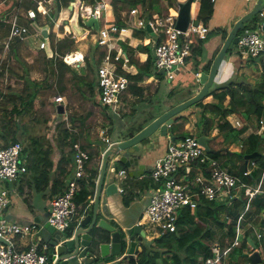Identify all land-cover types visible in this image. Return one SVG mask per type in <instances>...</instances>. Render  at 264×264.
<instances>
[{
    "label": "built area",
    "instance_id": "1",
    "mask_svg": "<svg viewBox=\"0 0 264 264\" xmlns=\"http://www.w3.org/2000/svg\"><path fill=\"white\" fill-rule=\"evenodd\" d=\"M2 1L6 3L14 0ZM34 1L35 6L28 7L24 4V0H15L12 8L2 16L8 27L4 40L6 47L14 42H24L29 39L39 40V42H33L37 49L49 47L46 39H39V36L42 35V29L33 28L30 25L37 19L38 15L49 13V4L46 3L48 0ZM197 1L192 2L194 8L193 10L192 7L190 9L191 16L186 30L176 27L178 17V10L176 9L174 12H167L165 15L154 13L147 20L140 17L136 19V26L146 27L149 24L157 36L163 35L155 46L154 64L155 68L162 70L169 80H173L177 72L186 66V59L192 55V47L196 41L205 39L207 36L209 30L207 24L201 21L193 22L196 20L195 7ZM256 1L254 0V4ZM105 6L104 1H97L96 4L91 5L90 13L88 12L89 16H95L99 20V28L92 34V37H95L94 43L107 48V53L96 71L97 91L99 100L105 105H110L112 112L119 113L117 107L118 104L120 105L122 94L128 87L129 79L123 74H118L117 69L120 63L121 69L126 71L129 57L124 54L121 48L116 51L113 57L110 54V51L116 47L112 43H118L121 39L120 34L125 28L118 30L114 23L101 19L100 11L105 9ZM136 12V9L131 10V13ZM258 16L259 18L252 28L238 33L235 46L241 56H264V7L258 12ZM57 35L59 36V33ZM53 54L60 56L65 63L73 66H77L79 61L83 60V56L81 60L70 59L69 56L72 52L60 55L54 51ZM194 73L196 80L199 81L200 71H194ZM63 100L62 95L54 97L55 102L60 103ZM232 123L236 128L242 126V121L237 118ZM257 133L262 136L264 146V115L259 119ZM104 134L105 132L102 131L103 142L110 145L112 141ZM22 149L23 145L19 139L10 141L8 144L1 143V180L13 183L25 174L27 166L26 159L21 157ZM72 150L73 176L67 181L61 192L50 198L46 217V222L60 232L71 228L78 218L75 194L79 186L78 180L84 175L85 166L89 159L88 151L82 148L79 143H74ZM252 164L256 165L255 161H252ZM251 172L252 168L247 166L243 170V176H249ZM149 174L152 185L148 187L147 204L138 222L144 228L148 238L174 231L177 227L179 213L187 207H196L200 196L219 202L228 199L229 204H231L232 199L243 191L247 199L245 207L236 219L234 236L232 239L226 240L224 246L219 241H214L209 245L208 254L199 257V264H230L228 260L230 251L234 247L241 246L246 237L243 228L245 213L250 208L251 200L260 192L262 181L259 180L256 185H252L230 172L217 158L208 154V151L193 132L174 141L170 140L165 153L155 160ZM115 175L124 177L126 169H118ZM119 189L122 191L123 187ZM10 201L9 190L0 189V264H46L49 254L43 250L46 245H42L43 243L38 237L39 230L43 229L44 224L40 225L35 222L21 224L6 220L4 210ZM224 217V219L229 218L227 214H224ZM29 233H35L38 236L30 241L25 248H17L12 238L18 234ZM258 236L260 237L261 234ZM242 264L256 263L249 259Z\"/></svg>",
    "mask_w": 264,
    "mask_h": 264
},
{
    "label": "trees",
    "instance_id": "2",
    "mask_svg": "<svg viewBox=\"0 0 264 264\" xmlns=\"http://www.w3.org/2000/svg\"><path fill=\"white\" fill-rule=\"evenodd\" d=\"M56 11L52 12L53 17L59 21V13L62 8L67 7L71 1L74 0H53ZM86 4H96L99 0H83ZM166 2V7L162 6V0H106L112 7V14L105 15L104 11H101L102 20L108 21L109 23H114L118 30L122 28H126L128 23L132 22L131 14L129 13L131 9H137L138 16L145 20L151 18L154 13H158L161 15H165L167 13V9L169 7H173L175 4V0H164ZM0 5L3 8H10L11 6ZM172 12L175 11L174 7L171 9ZM125 13V14H123ZM213 14V2L211 0H198L196 3L195 10V19L197 22L201 21L204 24L208 22ZM128 21V22H127ZM82 24V20L80 21ZM53 24V22H51ZM133 25V24H132ZM63 30V27H61ZM55 31H51L48 35L51 41V46L57 50L60 55H64L67 52L71 51V46L74 44V37L71 35H65L62 39L58 40L54 43L53 38ZM152 32V31H151ZM132 35L139 39L151 38V33L146 27H136L134 25ZM227 33H224V38ZM163 35L157 36L154 39V44L152 45V39L146 44H138L135 48L140 52L147 53V59L144 62H139L133 59V55L130 53L128 57H130V62L134 63L137 67L136 73H129L121 69L120 63L118 64L117 72L118 74H123L129 79L128 90L132 93L140 95L142 89L137 84L138 82H142L145 78L155 75L158 71L155 68L154 58H155V46L160 41ZM203 40H198V42L193 45L192 53L194 55L201 54L203 52ZM123 45L122 49L125 51H132L133 47L121 42ZM14 46H18L14 44ZM14 46L11 48L13 49ZM79 50H85V46H83V42L79 44ZM103 47V48H102ZM1 50V48H0ZM107 53V48L105 46L99 45L98 43L90 44L89 51L86 55H84L85 66H81L82 72L79 73L76 68L70 66L65 63L60 56H56L53 59H47L46 61L53 62L55 64L54 72L57 74L58 83H56L55 87L57 89V93L59 95H64L66 100H63V105H65L67 98L69 96H73L76 101L82 102L85 98L94 99V93L96 86V71L98 66L100 65L103 57ZM116 53L115 49L110 51L111 56L113 57ZM127 54V53H126ZM24 64L16 65L26 68V76L23 79V86L21 90L17 91L18 93H8L3 94L0 92V97H5L7 102H13V106L10 108V120L7 121L10 123L6 128V123L0 126V137L4 140V144H7L9 141L8 135H10V139L12 141L17 140L16 132L11 131L14 127L17 128L18 122L14 121L13 114H25L31 112L34 104V100L38 94L39 86L35 78L30 76L29 67L33 64L29 58L26 57L24 60ZM211 61H209L203 68V70H209L211 65ZM195 70L198 67L199 61L195 60L194 62ZM34 67V66H33ZM5 68V63L0 66V77L3 76V71ZM29 69V70H28ZM67 74H70L67 77ZM21 77H23V71L21 72ZM70 79L72 80L71 82ZM67 90L65 92V89ZM69 95H68V94ZM208 94H212L217 103H203L199 101L195 103L197 106L202 108V113L200 114L199 121L197 123L196 131L193 133L195 136H199L201 134H205L209 137L208 144L212 147V138L214 140L222 141V139L227 140L229 138L234 137L239 132L243 131V128L236 129L232 125V122L229 121L227 115L230 113H235L237 116L242 118L243 120H248L251 117L259 118L264 113V71L261 72V76L255 83H247L244 80L232 78L223 85L218 88L211 89ZM228 99L227 105H224V102ZM82 100V101H81ZM15 102H18L15 103ZM95 102H97L95 100ZM58 104V103H57ZM194 104V105H195ZM67 110L66 106L63 108V111ZM211 110L215 112L214 115L218 116L221 119L218 123L219 134L215 137H210L209 130L211 126L212 116H207L206 111ZM56 114H58L61 118L57 121L55 127H53L56 131V146L61 148H69V151L66 155H61L59 159V167H61V163L65 161V163H69L71 158V150L70 148L76 142H79L80 136L82 132L78 129H73L70 131L67 128L65 115L56 108ZM120 119L121 118L118 112H113ZM83 113H77V111L70 112L68 114V123L74 122V120L81 119L84 121ZM154 115H150L148 118L144 119L139 123L136 130L129 128V131H138L140 130L147 121H150L154 118ZM206 117L207 121L204 120ZM215 117V116H214ZM187 117L184 113H179L177 120L169 126V131L176 137V139L182 138L185 135L189 134L184 129V125L186 123ZM47 120V119H46ZM108 131L111 133L113 130L110 126L111 120L108 119ZM202 121H205L202 123ZM209 123V125L207 124ZM121 125H124L122 123ZM54 126V125H53ZM22 130V129H21ZM261 136L258 133L250 134L247 142L242 143V149L239 152L226 150V154L236 155L241 161L239 170L234 173L238 174L242 180L250 183L251 181H257L262 170L264 169V156L257 155L253 158V161H256L258 168L253 170L249 176H243L244 164H245V155L253 153L256 150L257 144L260 143ZM35 139V138H34ZM30 139V142L25 144L22 149V156L26 159L27 172L34 175L36 182V188L43 183L48 182L51 178V169L53 168V161L51 159V155L53 153L52 143L50 140L46 139ZM148 139H145L143 143L147 142ZM259 142V143H258ZM248 143V144H247ZM83 148L87 149L89 152L90 160L95 158L97 161L98 156H100L99 149L95 151L90 150V146L81 145ZM210 156L217 158L219 155V150H215L214 152H208ZM225 165V163L223 164ZM230 169L232 167H229ZM238 168V167H237ZM97 168H93L87 166L86 173L79 180V188L75 194V202L77 204L78 213L81 212L82 208L87 205L86 203L92 198L94 194V186L97 178ZM60 176L53 179L51 187L53 189L57 188L58 191L62 188V179L61 176L65 175V171L61 167ZM150 177V176H149ZM128 178V177H127ZM132 180V184H136L135 186L139 191L148 188L152 185V179L144 178V179H134ZM135 181V183H134ZM252 183V182H251ZM127 185V184H126ZM124 184V187L126 186ZM129 187V186H128ZM132 188V185H130ZM130 190V189H129ZM132 198V195L125 194L124 198L126 200ZM247 197L243 195V191L240 195L234 197L232 199L231 207L227 205L218 204L214 200H209L203 196L199 197L198 203L196 207L190 208L187 207L181 213H179V218L177 220V227L174 231L165 232L158 237L152 239L151 243L155 246L150 252L148 249H144L139 255L136 264H199L200 255L206 256L208 254V246L204 248H200L202 244H200V239L202 237H210L212 234V229L210 228L208 221L214 220L215 222L222 224L220 213L226 208H231L233 210H238L234 213V217L230 219L228 222L229 231L227 234V239L230 240L234 236V225L236 219L239 215V210H243L245 207ZM228 211V210H226ZM264 212V193L257 194L250 202V209L245 214L246 218L255 213ZM228 216L230 215L228 212L225 213ZM246 223V220L243 221ZM226 224V222H224ZM223 224V225H224ZM261 224L264 225V217L261 219ZM73 227V226H72ZM72 227L67 230V233L70 234L72 231ZM248 231H246V237L243 239V245L245 246L248 236ZM240 246V247H241Z\"/></svg>",
    "mask_w": 264,
    "mask_h": 264
},
{
    "label": "crops",
    "instance_id": "3",
    "mask_svg": "<svg viewBox=\"0 0 264 264\" xmlns=\"http://www.w3.org/2000/svg\"><path fill=\"white\" fill-rule=\"evenodd\" d=\"M24 1H25L24 4L28 7L35 6L34 0H24ZM79 1L81 4L80 7H82V12H81L82 18L79 17V20L80 21L82 20V25H84L85 19L83 17H86V19L89 17L88 12L90 13L91 5L86 4V2L83 0H79ZM7 2H9V1H7ZM104 2L107 5V8L105 9L106 14H108V15L112 14L111 6L105 0H104ZM224 2H225V0H214L213 11L215 12V10H216L217 15H219L221 12H225V16L227 19L231 18V16L235 15V14H237L236 19H239L240 17H242V15H245L248 11H250L252 6H254V1H253L249 7H245L244 5H242L239 7L231 8V10L225 11ZM46 3L47 4H51V3L54 4V1L48 0V1H46ZM10 6L12 8L13 4ZM0 8H2V7H0ZM6 11L7 10H5V11L0 10V17H2ZM51 12H53V11H51ZM61 17H62V14H61ZM253 17H254V15L251 18H253ZM131 18H132V20L135 21L138 18V15L131 14ZM258 18H259V16H258ZM45 20H48L50 23L53 20L52 31H54L56 29V28H54V26H57L56 22L58 20L56 18L53 19L52 13H48L45 15H38L36 21L39 25L42 24V26H43ZM55 20H57V21H55ZM67 22L69 23V19ZM134 25H135V22H134ZM134 25L128 26L120 34L121 35L120 40H122L123 43L129 45L130 47L134 48L133 52L132 51L128 52L126 50L125 51L123 50V52L125 55H128V56L131 53L133 55L134 60H137L139 62H144L147 59V53L146 52H140L135 47L138 44L148 43L151 40V38H144L141 40L137 37H134L132 35V32H133L132 28L134 27ZM208 28H209V26H208ZM49 33H50V31L48 30L47 35H44V36H46L48 38ZM43 34H44V32H43ZM92 34H93V32L91 31L90 35H88V38L90 36H92ZM226 36H225V38H226ZM225 38L221 37V39H215V41L210 42V44L208 45V48H206V46H207L206 42L202 41L203 48H204L203 52L201 54H199V56H196L192 53L191 57H189L188 60H186V66L177 72V74L180 76V82H183L182 86L186 87L189 90V94L187 96L183 97V99H180V100H177L174 102H172V101L169 102V100H167V98L165 96V101L167 104L165 102L161 103L162 107H160L161 111L159 112V115L162 112H164L165 110L171 108L172 106L192 97L193 95H195L199 91V89L202 87V85L199 83V81L196 80V76L194 73V70H195L194 62H195V60L199 61L198 67H196V69H198V71H202L204 66L209 61H211V62L213 61V59L217 55L219 49L221 48ZM4 40H5V38L3 37L2 43L4 42ZM80 40L83 42V46H87L86 44H89L86 39H80ZM80 40H78L77 42H79ZM202 40H204V39H202ZM122 41H120L118 43H114L115 46L116 47L118 46L117 48H119L121 46L123 47V45L121 44ZM197 42H198V40L196 41V43ZM14 50H15V48H14ZM88 51H89V48L86 52H88ZM77 52L84 55L83 51H81V50H77ZM248 57H249L248 55L247 56L246 55L241 56V55L235 54L231 51L228 52L225 55V60H224L225 62L223 64V66H220V69L218 71L219 75L217 73L209 91L211 89H214V88L219 89V86L223 85L224 83H226L227 81H229L232 78L244 80L246 82V84L247 83H255L256 80H258L260 78L261 72L264 71V69H263V67H264V63H263L264 62V56L263 57H261V56L253 57L252 56L253 59L250 61H249ZM127 65L128 66H127L126 72L136 73L137 67L134 63L130 62V57H129V62ZM260 65H261L262 70L260 68V71H257L256 66L258 68ZM81 66H85V63H83V62L80 63V67ZM224 69H225L226 73L225 72L223 73ZM189 71H191V72H189ZM232 74L235 75V77H232L233 76ZM33 78H35V77H33ZM35 80L37 81V83L39 82L36 78H35ZM159 83L160 82L157 81L155 75L149 76L146 80H143L142 82H138L137 84L142 89V91H141L142 93L140 95H137V94H134L130 90L127 89L121 96L120 107L123 108V110H124V108L131 107V110H130L131 112H130L129 116L132 115V109H134L135 112L137 111V114L139 111L140 112L143 111L144 109L137 107V104L132 105L134 103V99L135 98L139 99L143 96H146V97L148 96L150 103H152V100H153L152 94H154L158 91ZM209 91L203 97V99H204L202 101L203 103H208V102H212V100H215V98L213 97L212 94H208ZM95 92L97 93V96H98L97 87L95 88ZM62 96H63L64 101H65L66 98L64 97V95H62ZM143 98H141V99H143ZM95 100H96V98H94V101ZM129 102H131L132 104H127ZM215 102H216V100H215ZM95 103H97V102H95ZM227 103H228V99H226V101L224 102V105H227ZM61 104H63V103H61ZM64 107H65V105H64ZM73 111H75V110H72L71 112H73ZM145 111H146V112H144L145 116L146 115L148 116L149 114L153 113V112L148 113L147 110H145ZM150 111H152V110H150ZM183 113L187 117L186 123L184 125L185 131H187L188 133H190V132L194 133L196 131V128H197V123L199 121L200 114L202 113V108L195 107V105H193V106H190L188 109H186ZM214 114H215V112H213L211 110L206 111L207 116H212V117L215 116V119H217V121L219 122L221 119L218 120V116H216ZM89 115L86 118H84V121H83V122L87 123V126H88L87 130L88 131H89V128L91 126L92 120H94V116H91L92 114H90V113H89ZM151 115H154L155 117L158 116V114H151ZM262 115H264V113ZM66 117H67V114L65 115V118ZM236 118L239 119L240 121H242V126L237 127L236 129L238 130V129L243 128V131L239 132L237 135H235L234 137L229 138L227 140H224V139H222V141L213 140L212 141V147L209 145L211 148H213L215 150H219V155L217 156V159L221 162L222 165L225 163L224 166L228 167L230 172L234 171V173L239 170V167H240L239 165H240L241 161L234 155L226 154V150H229L230 152H232V151L239 152L242 149V146H241L242 143L247 142L249 135L252 133L255 134L259 128V118L251 117L248 120H243L242 118L237 116L235 113H230L227 115L226 119H228L229 121L232 122ZM13 119H15L14 116H13ZM43 119H44L43 120L44 122H42V124H47L48 122L51 121V118L48 119L47 117H44ZM57 119H58V117H57ZM78 120L81 123V119H78ZM150 121H152V120H150ZM150 121H147L144 124V126L146 124H148ZM56 123H57V121H55V123L53 124L54 126L53 125L51 126L49 124L52 127L50 131H49V129L48 130L47 129L42 130V134H44L46 136V139L51 141L52 149H53V153L51 155V159L53 161V168L51 169L50 180H48V182H46V183L42 182L41 186L39 185L38 188H36V182L37 181L35 180L34 176L32 177V175L29 172H27L25 175H23L22 177L18 178L16 181H14L13 184L6 182V187H2V188L9 190L10 199H11L10 203L7 205V207L4 210V218L6 220L21 223V224L31 223V222H35V223H38L40 225L45 224L47 213H48V208H49L48 207L49 206V200L54 194L60 192V191H58L57 188L53 189L51 187L53 179L60 176L59 172H60L61 167L65 171V175L61 176L62 187L66 184V182L69 179L72 178L74 167H73V164H72L73 162H72L71 158H70L71 160L69 161L68 164L65 163V161H64L61 163V167H59V159H60L61 155L64 154V156L66 158V155L69 151V148L59 149L56 146V143H55V141H56L55 140L56 139L55 134L56 133H55V129L53 128V127H55ZM232 125H233V123H232ZM39 127L40 126H38V125H34V128H32L31 125L27 124V126L22 128L21 133H20L21 136L18 137L16 135V137H18V139L19 138L25 139L26 137L29 136V133L30 134L34 133V135H35L36 132H38ZM15 129L16 128L14 127L13 129H11V131H14ZM107 129H108L107 127H102V128L100 127L99 130L96 128V131L94 132L95 135H97V133H98L97 136L101 139V141H100L101 144H104V142L102 141V131L105 132L104 135H106L108 138H110V141L116 140L115 137L110 136ZM218 134H219V129L217 126V122H215V125L212 128H210V130H209V135H210V137L211 136L215 137ZM170 135H173V134L169 131V128H168L167 135H161L159 133V131L157 130L147 140V142H145L143 144V146L141 147V157H140L139 162H138V163L144 165L143 166L144 169H143L142 174H138L134 177L127 174V176L123 180H117V178H115L114 182L117 185V192L112 194V195H106V193H104L106 185L103 187V190L101 192V199L106 198V202L103 203L100 199L99 209L101 211L106 210L108 213V220L112 221L116 226L121 227V228H125L128 225H132V223L138 224V222L140 221L142 214L145 210L146 204H147L148 188L139 191L136 188L138 186H135L136 184H132L133 182L131 179H134L136 181L137 179L150 178L149 177L150 170H151L155 160L158 157H160L163 154V152H165L166 146L168 145L169 141L171 140L169 137ZM87 136H88V133L87 134H83V133L81 134L80 140H79V143L81 145L83 144L85 146H90L91 147L90 150H92V147L97 148L100 146V142H98L95 138L93 139L92 143H88L87 138H86ZM29 138H30V136H29ZM260 138H262V136ZM0 140H3V139L0 137ZM10 141H12V138L10 139V137H9L8 143ZM3 144H4V140H3ZM258 145L259 144H257V146H256V150H255L256 152L261 151L258 149ZM102 151L100 152V156H98V159H99L98 161L95 158H93L87 164V166L97 168L98 174H97L96 183L94 186V194H93L92 198H90V200L86 203L87 205H85L82 208L81 212L78 213V215H77L78 218L75 222V225L79 220H81L83 217H85V215L92 214V212H93L95 191H96V187H97V180H98L99 173H100V164H101V160H102ZM258 153H260V155L264 156L263 151L258 152ZM249 163H250V160L248 161V163L245 162L244 168L249 166L248 165ZM258 165L259 164L256 163L255 169L258 168ZM87 166H86V169H87ZM229 167H232V168L230 169ZM136 168H137V166H135V169ZM252 171H253V169H252ZM85 173H86V170H85ZM236 175H238V174H236ZM263 176H264V169L262 170L258 180L257 181L254 180V181L256 183H258L259 180H261L263 182L264 181ZM135 181H134V183H135ZM251 182H253V181H251ZM124 184L125 185L127 184L129 187L126 185L127 187L125 188ZM130 185H132V188H130ZM252 185H256V184L252 183ZM121 187L124 188L123 191H120L119 188H121ZM260 189L261 190L258 194L264 193V187L262 185H261ZM125 194H128L129 196L132 195V198L130 197V199L126 200L124 198ZM100 217H101V215L98 218H100ZM231 217L232 216L229 215V218H226V220H230ZM263 217H264L263 211L259 212L258 214L253 213L247 217L246 223L245 224L243 223L244 231L246 232L249 230L246 244H245V246H241V247L236 248L237 250L234 253V255H233L234 251L232 252V254L229 257V263H230V260L232 257L234 260V261L232 260V262L234 264L235 263L237 264L240 262L239 257L247 256L248 257L247 260H249L250 259L249 255L255 250L260 253L261 262H259V264L263 263L262 261L264 260V225L261 224V219ZM98 218L96 219V222L98 221ZM255 219H257L256 224L253 223V220H255ZM257 224H259L260 226H258ZM256 225H257V227H256ZM251 228H253V230L250 232ZM254 231H255L256 237H253L250 235V233H252ZM57 232H59V231H57ZM60 233H65L69 236L72 234V231L70 234H68L67 231L60 232ZM220 234L222 235V231ZM258 234H261V236L259 237ZM36 236H38V235H35V233L34 234H32V233L22 234V235L18 234L16 236H14L12 238V240H13V242L17 248L22 249V248H25L30 241L36 239ZM38 237H40L41 242L43 243V244L42 243L41 244L46 245V248L45 249L43 248V250H45L49 254V258H50L51 253H50L49 241L52 239L53 235L46 232L45 234L39 235ZM149 239H150L149 240L150 243H145L146 247L144 249H148L150 252H152V249L155 246H153L151 243L152 238L149 237ZM256 239H257V241L258 240L260 241V244L257 243ZM242 245H243V243H242ZM237 252H239L240 254L239 255L236 254ZM48 261H49V259H48ZM48 261L46 264H48ZM244 261H246V260H243L241 262V264ZM230 264H232V263H230Z\"/></svg>",
    "mask_w": 264,
    "mask_h": 264
},
{
    "label": "rangeland",
    "instance_id": "4",
    "mask_svg": "<svg viewBox=\"0 0 264 264\" xmlns=\"http://www.w3.org/2000/svg\"><path fill=\"white\" fill-rule=\"evenodd\" d=\"M185 1L186 0H184V1L181 0L180 2H185ZM253 1L254 0H225V2H224L225 11L231 10V8L239 7L242 5H244L245 7H249ZM0 2H1V0H0ZM74 2H75V4H74L73 9H69L68 6L62 8L60 13H59V21L55 20V21H57L56 22L57 26H54V28H56L54 30L55 31L54 35H55V33L56 34L59 33V36L55 35V38H53L54 43H56L58 40L62 39L63 36L69 35V33H70L69 28L72 31L71 26L69 25V23H67V20L70 19V16H72V14L74 13L75 8L79 9L78 10L79 13L82 12V7L77 6L76 1H74ZM174 2H175V4L173 5V7H174V9L178 10L180 2L177 0H175ZM8 5L10 6L11 2H9ZM48 6L50 8L49 13H52L51 11H53V12L56 11L55 8L53 9L54 4L51 3ZM162 6L164 8L166 7V2L164 0H162ZM191 7L193 10L194 3L191 4ZM10 9H11V7L10 8H1L0 10L5 11V10H10ZM171 9H172L171 7L169 9H167V12L172 13ZM111 10H112V7H111ZM101 11H100V13H101ZM129 13L132 14L131 11ZM216 13H217L216 10H215V12L213 11L211 18L206 23L209 26L207 36L203 40L207 44L206 48H208V45L210 44V42L215 41V39H221V37L223 38L224 33H228V31L233 27L235 22L238 20V19H236L237 14L232 15L231 18L227 19L225 16V12H221L219 15H217ZM61 14H62V17H61ZM123 14H125V13H123ZM133 14L137 15L138 11L136 13H133ZM53 19H54V17H53ZM257 19H258V15L255 14L253 18L246 21L244 26L238 32L252 28L254 23H256ZM36 20L34 22L30 23L31 27L37 28V29L38 28H40V29L46 28L50 32L52 31V24L48 20H45L43 26H42V24L39 25ZM134 22H136V20L135 21L132 20L131 23H128V26H132V24L134 25ZM193 22L197 23L196 20H193ZM61 27H63V30H61ZM136 27H138V26H136ZM7 30H8L7 23L4 21V19H2V17H0V48H1V50H0V66L3 65V63H5L3 76L0 77V92L3 94H8V93H18L17 91L21 90V88L23 86V79H25V76H26V72H25L26 68L23 69V67L16 66V65L26 63V62H24V60H26V57L29 58L33 64H31L32 66L29 67L30 70L28 69L29 70L28 74L32 77H35L39 81L38 86L40 88H39L38 94L34 100V104H33V108L31 110V112H28L25 114H19V113L13 114V116L15 117L14 121L18 122V126L15 129V132H16V135L19 137V136H21V134H20L21 129L24 128L25 126H27V124L31 125L32 128H34V125H38L40 127H39L38 132H36L35 135H34V133L30 134L28 132L30 138H29V136L25 138L26 140L19 138L20 141L22 142V145L29 143L30 139H34V138L38 139V140L39 139L40 140L41 139L46 140V136L44 134H42V130L43 129L44 130L49 129V131H50L52 128L51 126L55 123V121H58L60 118V116L55 113L56 108H57V102L54 101V97L58 94L57 89L55 87L56 83H58L57 74L54 72L55 64L53 62H50V61L47 62L46 61L47 59H53L54 60V58H56V55H54L53 53H54V51H57V50L51 46L50 38L49 37L47 38L43 34L39 36V39L40 40L46 39L47 43L49 44V47L46 49L38 50V49L34 48L33 42L34 41L39 42V40H37V39H35V40L29 39L27 41L21 42L18 44L17 47L14 46V43H16V42H14V43L10 44L8 47H6L2 43V41H3L2 35H3V33L5 34V32H7ZM132 30H133V28H132ZM150 33H151V39H152L151 44L153 45L154 39L157 37V34L154 32H151V31H150ZM70 35H71V37H74V39H75L74 44L71 46V48H72L71 51H73V52L76 50H79V47H80L79 44L82 42L80 39H86L89 44H93L94 40H95V37H92V36H90L91 38L90 37L88 38L87 33L84 34L82 37H76L74 32H71ZM78 40H80V41L77 42ZM120 41H122V40H120ZM120 41H118V42H120ZM89 44H86L87 46H85V48L87 50L90 47ZM112 44L115 45L114 43H112ZM12 46H14L15 50H14V48L13 49L11 48ZM86 49L83 52L84 55H86V53H87ZM230 51L235 53V54L240 55V53L237 51V47L235 46V44H234L232 49H229V52ZM196 56H199V54H196ZM189 57H191V55ZM188 58L186 60H188ZM248 58H249V61L253 59L252 56H249ZM224 60H225V58L223 59L221 66H223V64L225 62ZM82 62H85V61L83 60V61L79 62V65H77V66L74 65V67L77 69V71L79 73H83L82 68L80 67V63H82ZM69 65H71V64H69ZM260 68H261V65L258 68L256 66L257 71H260ZM263 69H264V67H263ZM261 70H262V68H261ZM22 71H23V77H21ZM189 72H191V71H189ZM224 72L226 73L225 69L223 70V73ZM69 75L70 74H67V77H69ZM218 75H219V72H218ZM155 76H156L157 81H159L160 83H159L158 91L156 93L152 94V99H153L152 103H150L148 96L147 97L143 96L144 98L141 97L143 99L135 98L133 104L131 102H129L127 104H132V105L137 104V107L142 108L144 110L141 112L139 111L137 114V111L135 112V110L132 109V115L131 116H129L130 112H131L130 111L131 107L124 108V110H123V108H121L120 105L118 104V107H117V109L119 111L118 114L120 117H122L120 123H119L120 119L116 116L115 113L112 112L111 106L103 104L99 100L96 92L94 93V98H96L97 103H95L94 99H91V98H85L83 101L81 100L82 102H78V101H76V99L73 96H70V98L68 96L66 104H65L67 110L65 111V113H64V111L62 112V114H64V115L67 114V117H66L67 118V120H66L67 128L70 131H73V129L74 130L78 129L83 134L88 133V136L86 137L88 143H92L94 138L98 142H100L101 139L97 136L98 133H97V135H95L94 132L96 131V128L98 130L100 127L101 128L102 127L108 128V125H107L108 124L107 117H108V119L111 120L110 126L113 129L111 131V133H109V131H108L110 136L115 137V138L123 137L127 133L129 128L136 130L139 123L142 122L144 119L148 118L151 114H158L159 115V112L161 111L160 107H162L161 103H164V102L166 103L165 96H166L167 100H169V102L170 101L174 102V101L183 99V97H185L189 94V90L186 87L182 86L183 82H180V76L178 74L176 75V77L173 80H168L165 74H161L159 72L156 73ZM232 77H235V75H233ZM147 78H145L144 80H146ZM71 81L72 80L70 79L69 82H71ZM58 85H59V83H58ZM63 89H65V88L63 87ZM65 92H67L66 89H65ZM203 100L204 99L202 98L201 101H203ZM15 103L18 104V102H15ZM208 103L214 104L217 102H215V100H212V102H208ZM193 105H191V106H193ZM12 106H13V102L9 103V102H7L5 97H3V98L0 97V126L1 127H2V124L6 123L7 121L10 120L9 110ZM195 107H199V106H197L195 104ZM188 108H186V109H188ZM186 109H184L180 113H183ZM72 110L77 111V113H81V114L83 113V115H86L84 118H86L89 115V113L92 114L91 116H94V120H92L89 131L87 130L88 129L87 123L82 122V121L80 123L77 118L74 120V122L68 123V114ZM145 110H147L148 113L149 112H153V113L149 114L148 116L147 115L145 116V113H144V112H146ZM150 110H152V111H150ZM113 111H115V110H113ZM44 117H47L48 119L51 118V121L48 122L47 124H42V122H44L43 121ZM57 117H58V119H57ZM211 119H212V121H211L210 127L212 128L215 125V122L218 123V121H217V119H215V117H213ZM204 120L207 121L206 117H204ZM218 120H219V117H218ZM205 121H202V123ZM122 123H124V125H121ZM8 124L10 125V123L7 122L6 128H7ZM207 124L209 125V123H207ZM55 133H56V131H55ZM256 133H257V131H256ZM8 137H10V135H8ZM213 140H214V138H212V141ZM1 143H3V140L2 141L0 140V145H1ZM55 143H56V141H55ZM103 146H104V144H101V142H100V146L97 148L92 147L91 151H95L96 149L97 150L99 149V151L101 152L103 149ZM258 149L264 152V146H263L262 138L260 139ZM261 151H258V152H261ZM164 153L165 152H163V154ZM257 155H260V153H258ZM257 155H255V156H257ZM236 157L238 158V156H236ZM254 157H250L247 160V163L250 160V163L248 165L253 170H255V167H256V165L252 164ZM245 162H246V158H245ZM255 163H256V161H255ZM111 166H112V163L108 162V166H107L108 167V169H107L108 173H109V168ZM224 167L226 169H228V167H226V166H224ZM33 176L34 175H32V177ZM114 176H115V178H117V180H122L121 177H118L115 174H114ZM263 180H264V176H263ZM252 183L256 184V182L254 180ZM252 183L250 182V184H252ZM261 185L264 187V181L262 182ZM2 187H6V181L0 179V189ZM240 194H241V192L239 193V195ZM214 201L217 202L218 204H223V205H227L228 207H231V204H229L228 199H225V200L220 201V202L217 200H214ZM226 210H228V211H226ZM237 211L238 210H233V212H232L231 208H226L225 210H223L220 213V216H221L220 218L222 220V224H219L212 219L209 220L208 224H209L210 228L212 229V234L208 238L202 237L200 239V244H202L200 248H204L207 246L209 248V245L216 240L219 241L222 246H224L226 244L227 234L229 231L228 222H230V220L224 219V214L228 212L232 217H234V213ZM241 211L239 210V213ZM246 219L247 218L245 215L244 220H246ZM224 222H226V224H224ZM253 223L256 224L257 219L253 220ZM257 225L260 226L259 224H257ZM257 225H256V227H257ZM252 230H253V228L250 229V232ZM221 231H222V235L220 234ZM250 235L253 237H256L255 231L250 233ZM256 241H257V239H256ZM145 243H150V241L146 239ZM257 243L260 244V241L258 240ZM236 248H238V247H234L230 251L229 257L233 251H234L233 252V255H234V253L237 250ZM236 254L239 255L240 253L237 252ZM247 259H248L247 256L239 257L240 262L237 264H241V262L243 260H247ZM232 260H233V257L231 258L230 263L234 264L232 262ZM262 262H263L262 264H264V260ZM158 264H159V261H158ZM257 264H259V263H257Z\"/></svg>",
    "mask_w": 264,
    "mask_h": 264
},
{
    "label": "water",
    "instance_id": "5",
    "mask_svg": "<svg viewBox=\"0 0 264 264\" xmlns=\"http://www.w3.org/2000/svg\"><path fill=\"white\" fill-rule=\"evenodd\" d=\"M77 6H80L79 0ZM71 1L68 5L69 9H73L75 2ZM194 0H186L180 2L178 9V17L176 27L186 30L190 21L191 3ZM264 7V0H257L254 6L245 15L240 17L228 32L221 48L213 59L209 70H203L199 75V83L202 87L192 97L172 106L165 110L152 121L146 124L138 131H127L123 137H117L116 140L108 146L102 154L100 173L97 180L95 191V199L92 214H87L79 220L72 230L71 235L57 232L54 226L45 222L43 229L39 231V235L46 232L53 235L49 241L50 258L48 264H136L138 255L146 247V232L143 227L137 223H132L125 228L116 226L112 221L108 220L106 210L99 209L101 192L106 185L104 193L112 195L117 192V185L114 182V173L117 169L127 168L130 176L142 174L144 165L138 163L141 157V147L143 141L149 139L157 130L161 135H167L169 126L177 120L178 114L189 106L201 101L207 94L213 81L220 69L225 55L232 49L238 40V31L244 26L253 15ZM75 8L74 13L69 19V25L76 37H82L87 33L88 29L98 30L99 20L95 16L85 19L84 25L80 23L78 12ZM74 16V17H73ZM147 29L149 24H147ZM46 35V30L43 31ZM259 59V58H258ZM159 73H163L159 70ZM57 108L63 112L64 105L59 103ZM171 141L175 140L174 135L169 136ZM209 137L205 134L198 136V140L205 147L206 151L214 152L208 144ZM144 150V149H143ZM258 152L246 154V163L248 158L254 157ZM108 162L112 163L108 169ZM135 166L137 168L135 169ZM103 203L106 198L101 199ZM101 215L100 218H98ZM98 221L96 222V219ZM96 222V223H95ZM249 258L252 262H261L260 253L253 251Z\"/></svg>",
    "mask_w": 264,
    "mask_h": 264
},
{
    "label": "clouds",
    "instance_id": "6",
    "mask_svg": "<svg viewBox=\"0 0 264 264\" xmlns=\"http://www.w3.org/2000/svg\"><path fill=\"white\" fill-rule=\"evenodd\" d=\"M99 1H101V0H99ZM102 1H104V0H102ZM178 1V0H177ZM181 1V0H180ZM179 1V2H180ZM183 1V0H182ZM12 3H11V5L13 4L14 5V1H11ZM193 2V1H192ZM105 3V2H104ZM197 3V2H196ZM9 4V2H6V3H4L2 0H1V2H0V5H5V6H7ZM110 5V4H109ZM4 6V7H5ZM111 6V5H110ZM3 8V7H2ZM107 8V5L105 6V9ZM170 8V7H169ZM168 8V9H169ZM171 8H173V7H171ZM1 9V8H0ZM105 9H102L103 11H104V14H105ZM195 9H196V7H195ZM133 14V13H132ZM257 15H258V12L256 13ZM105 15H108V14H105ZM110 15V14H109ZM138 15V14H137ZM80 16H81V14H80ZM100 16H101V13H100ZM90 17V16H89ZM139 17V16H138ZM80 18H82V17H80ZM101 19H102V16H101ZM68 21V20H67ZM52 22H53V20H52ZM68 23V22H67ZM128 27V26H127ZM126 27V28H127ZM146 28H147V25H146ZM150 28V27H149ZM151 29V28H150ZM44 30H46V33H48V29H46V28H44V29H42V34H43V31ZM91 31L92 32H95L96 30H94V29H88V31H87V34L88 35H90V33H91ZM151 31H152V29H151ZM70 33L72 32L71 30L69 31ZM153 32V31H152ZM69 33V34H70ZM239 33V32H238ZM6 34H7V32H5V34L3 33V37L5 38V36H6ZM44 35V34H43ZM47 35V34H46ZM55 35L56 36H58L56 33H55ZM87 35V36H88ZM238 35V34H237ZM120 41V40H119ZM19 43H21V42H16V43H14V44H16V45H18ZM3 44H4V42H3ZM122 47V46H121ZM121 47H119V48H121ZM34 48L35 49H37L36 47H35V45H34ZM119 48H117V47H115L114 49L117 51ZM38 50H42V49H38ZM121 50L123 51V49L121 48ZM70 52H72V54L74 53L73 51H70ZM70 52H67V53H70ZM83 56V60H84V55H82ZM62 59V58H61ZM79 60H81V59H79ZM82 60V61H83ZM79 62H81V61H79ZM83 63H85V62H83ZM79 65V64H78ZM70 66H73V65H70ZM74 67V66H73ZM75 68V67H74ZM198 71V70H197ZM203 71V70H202ZM158 72H159V70H158ZM201 72V71H200ZM163 74V73H162ZM97 77V76H96ZM169 80V79H168ZM129 84V83H128ZM202 85V84H201ZM96 86H97V82H96ZM128 88V87H127ZM127 90V89H126ZM125 90V91H126ZM57 95H59V94H57ZM58 103V102H57ZM60 103H63V102H60ZM59 104V103H58ZM153 120V119H152ZM17 139H18V137H17ZM176 139V138H175ZM20 140V139H19ZM103 141V140H102ZM115 141V140H114ZM114 141H112V143L114 142ZM77 143H79V142H77ZM111 143V144H112ZM80 144V143H79ZM110 144V145H111ZM81 145V144H80ZM110 145H108L107 143H104V146H103V151H102V154H103V152L105 151V149L108 147V146H110ZM24 146V145H23ZM73 146V145H72ZM82 147V146H81ZM83 148V147H82ZM85 149V148H84ZM70 150H71V159H72V162H73V150H72V147L70 148ZM87 150V149H86ZM88 151V150H87ZM89 153V152H88ZM23 157V156H22ZM23 158H25V157H23ZM70 159V160H71ZM90 162V157H89V159H88V161H87V163H86V166H87V164ZM73 164V163H72ZM27 166V165H26ZM86 166H85V170H86ZM73 167H74V165H73ZM100 167H101V164H100ZM125 169H127V168H125ZM117 171H118V169L115 171V173L114 174H116L117 173ZM27 173V171L25 172V174ZM24 174V175H25ZM127 174H128V169L126 170V175L124 176V177H121L122 178V180L127 176ZM84 175H85V173H84ZM83 175V176H84ZM82 176V177H83ZM149 176H150V174H149ZM81 178V177H80ZM80 178H79V180H80ZM79 180H78V182H79ZM67 183V182H66ZM65 186V185H64ZM64 186L61 188V190H60V192L62 191V189L64 188ZM78 188H79V186H78ZM78 190V189H77ZM123 190H124V188H123ZM122 190V191H123ZM77 192V191H76ZM59 193V192H58ZM257 195V194H256ZM74 226H75V223H74V225H73V227H72V230H73V228H74ZM70 229V228H69ZM144 229V228H143ZM57 231V230H56ZM145 231V230H144ZM60 232V231H59ZM65 232V231H64ZM155 238V237H154ZM147 239L148 240H150L148 237H147ZM153 239V238H152Z\"/></svg>",
    "mask_w": 264,
    "mask_h": 264
},
{
    "label": "bare ground",
    "instance_id": "7",
    "mask_svg": "<svg viewBox=\"0 0 264 264\" xmlns=\"http://www.w3.org/2000/svg\"><path fill=\"white\" fill-rule=\"evenodd\" d=\"M81 57H82V54L78 53L77 50L74 51V53L69 56L70 59H73V58L81 59Z\"/></svg>",
    "mask_w": 264,
    "mask_h": 264
}]
</instances>
